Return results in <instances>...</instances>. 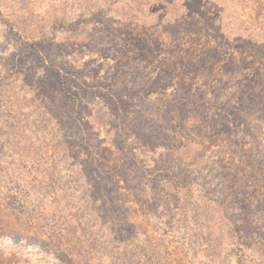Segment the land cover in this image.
Here are the masks:
<instances>
[{"label": "rangeland", "instance_id": "374dc122", "mask_svg": "<svg viewBox=\"0 0 264 264\" xmlns=\"http://www.w3.org/2000/svg\"><path fill=\"white\" fill-rule=\"evenodd\" d=\"M0 264H264V0H0Z\"/></svg>", "mask_w": 264, "mask_h": 264}]
</instances>
